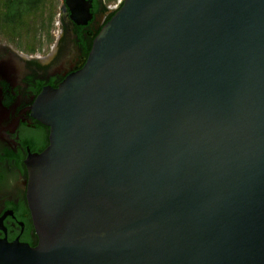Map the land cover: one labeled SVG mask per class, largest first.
<instances>
[{"label":"water","instance_id":"1","mask_svg":"<svg viewBox=\"0 0 264 264\" xmlns=\"http://www.w3.org/2000/svg\"><path fill=\"white\" fill-rule=\"evenodd\" d=\"M34 116L0 264H264V0H124Z\"/></svg>","mask_w":264,"mask_h":264},{"label":"flooded vegetation","instance_id":"2","mask_svg":"<svg viewBox=\"0 0 264 264\" xmlns=\"http://www.w3.org/2000/svg\"><path fill=\"white\" fill-rule=\"evenodd\" d=\"M87 3L90 17L84 18L82 6L73 13L67 0H60L38 38L39 48L33 47L40 51L22 50L17 44L21 33L18 40L0 37V239L38 243L27 198V159L47 148L50 127L34 116V105L46 88L58 87L85 64L94 38L117 8L108 0Z\"/></svg>","mask_w":264,"mask_h":264},{"label":"rangeland","instance_id":"3","mask_svg":"<svg viewBox=\"0 0 264 264\" xmlns=\"http://www.w3.org/2000/svg\"><path fill=\"white\" fill-rule=\"evenodd\" d=\"M3 0H0V4ZM110 5H115L118 3V0H108ZM60 3V0H43L39 5L31 7L25 11L24 22L27 27L23 28L19 33L21 36L16 39V35L12 34L11 29L6 21L9 22L8 19L0 17V37L7 38L8 40H18L17 44L20 45L22 50L33 49L34 46L38 47V41L40 37L44 34V30L46 25L48 24L49 17L51 15H56L57 7ZM36 37L38 39L35 43H33V38ZM29 35V36H28ZM41 46L40 48H43ZM33 49V51H40L39 49Z\"/></svg>","mask_w":264,"mask_h":264},{"label":"trees","instance_id":"4","mask_svg":"<svg viewBox=\"0 0 264 264\" xmlns=\"http://www.w3.org/2000/svg\"><path fill=\"white\" fill-rule=\"evenodd\" d=\"M43 0H3L0 4V17L8 19L6 21L11 29L10 32L16 35L19 34L23 28L27 27L24 16L25 11L31 7L39 5ZM122 1L118 7L108 16L107 21L114 15V13L123 5ZM106 21V22H107Z\"/></svg>","mask_w":264,"mask_h":264},{"label":"bare ground","instance_id":"5","mask_svg":"<svg viewBox=\"0 0 264 264\" xmlns=\"http://www.w3.org/2000/svg\"><path fill=\"white\" fill-rule=\"evenodd\" d=\"M70 1V0H69ZM74 2H75V4H74V7L76 6L77 8H79V7H81L82 5L79 3V1H77V0H74ZM71 3V2H70ZM74 7H73V9H74ZM83 7V6H82ZM77 10V9H76ZM74 12H75V10H74ZM83 12H84V9H83ZM84 16V15H83Z\"/></svg>","mask_w":264,"mask_h":264},{"label":"built area","instance_id":"6","mask_svg":"<svg viewBox=\"0 0 264 264\" xmlns=\"http://www.w3.org/2000/svg\"><path fill=\"white\" fill-rule=\"evenodd\" d=\"M122 1H124V0H118V3L116 4L117 7H118V5H119Z\"/></svg>","mask_w":264,"mask_h":264}]
</instances>
